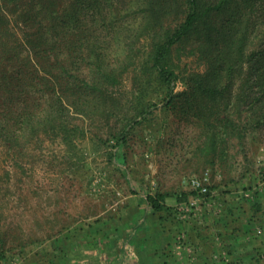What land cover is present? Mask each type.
Wrapping results in <instances>:
<instances>
[{
	"label": "rangeland",
	"instance_id": "374dc122",
	"mask_svg": "<svg viewBox=\"0 0 264 264\" xmlns=\"http://www.w3.org/2000/svg\"><path fill=\"white\" fill-rule=\"evenodd\" d=\"M135 38L124 37L135 59L115 62L127 70L112 113L94 100L88 117L69 108L67 141L40 125L20 124L15 141L0 133V264H264V119L212 154L191 120L154 110L117 145L112 134L135 108L156 101L141 74L149 39ZM172 61L177 71L206 68L187 51ZM245 71L235 86H246ZM157 191L169 196L165 213L145 201Z\"/></svg>",
	"mask_w": 264,
	"mask_h": 264
},
{
	"label": "trees",
	"instance_id": "16d2710c",
	"mask_svg": "<svg viewBox=\"0 0 264 264\" xmlns=\"http://www.w3.org/2000/svg\"><path fill=\"white\" fill-rule=\"evenodd\" d=\"M129 33L148 36L141 74L154 83L156 101L135 108L112 134L117 145L154 110L191 120L212 154L248 121L257 124L252 117L264 119V0H0V133L15 141L20 124L40 125L58 128L67 141L69 108L88 117L94 100L99 113H112V91L135 59L133 45L124 44ZM184 51L206 68L177 71L173 55ZM121 57L126 64L116 67ZM244 66L247 84L235 86ZM168 197L157 191L145 201L165 213Z\"/></svg>",
	"mask_w": 264,
	"mask_h": 264
},
{
	"label": "built area",
	"instance_id": "2783aa9c",
	"mask_svg": "<svg viewBox=\"0 0 264 264\" xmlns=\"http://www.w3.org/2000/svg\"><path fill=\"white\" fill-rule=\"evenodd\" d=\"M193 185H194L195 187H199V183H198L197 181H193Z\"/></svg>",
	"mask_w": 264,
	"mask_h": 264
}]
</instances>
